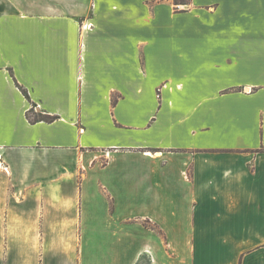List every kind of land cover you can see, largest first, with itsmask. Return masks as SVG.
Returning a JSON list of instances; mask_svg holds the SVG:
<instances>
[{
	"label": "crops",
	"instance_id": "obj_1",
	"mask_svg": "<svg viewBox=\"0 0 264 264\" xmlns=\"http://www.w3.org/2000/svg\"><path fill=\"white\" fill-rule=\"evenodd\" d=\"M178 8L0 0V264H264V0Z\"/></svg>",
	"mask_w": 264,
	"mask_h": 264
},
{
	"label": "trees",
	"instance_id": "obj_2",
	"mask_svg": "<svg viewBox=\"0 0 264 264\" xmlns=\"http://www.w3.org/2000/svg\"><path fill=\"white\" fill-rule=\"evenodd\" d=\"M176 10H181L179 9V5H188L191 3V0H173ZM25 94L28 95L27 91L24 90ZM28 118L32 122H37V121H47V122H53L55 121L58 116L56 115H50L46 113H41V112H36L34 109V106L28 111ZM150 264V263H149Z\"/></svg>",
	"mask_w": 264,
	"mask_h": 264
},
{
	"label": "rangeland",
	"instance_id": "obj_3",
	"mask_svg": "<svg viewBox=\"0 0 264 264\" xmlns=\"http://www.w3.org/2000/svg\"><path fill=\"white\" fill-rule=\"evenodd\" d=\"M139 264H149L148 259L143 258Z\"/></svg>",
	"mask_w": 264,
	"mask_h": 264
}]
</instances>
